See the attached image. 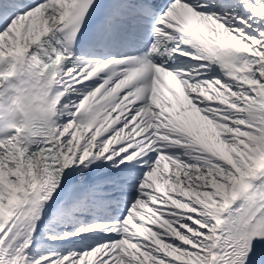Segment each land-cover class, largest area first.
I'll return each instance as SVG.
<instances>
[{
    "label": "snow or ice",
    "instance_id": "6c2138e0",
    "mask_svg": "<svg viewBox=\"0 0 264 264\" xmlns=\"http://www.w3.org/2000/svg\"><path fill=\"white\" fill-rule=\"evenodd\" d=\"M5 102L0 264H264V0H0Z\"/></svg>",
    "mask_w": 264,
    "mask_h": 264
},
{
    "label": "clouds",
    "instance_id": "9594fccd",
    "mask_svg": "<svg viewBox=\"0 0 264 264\" xmlns=\"http://www.w3.org/2000/svg\"><path fill=\"white\" fill-rule=\"evenodd\" d=\"M13 108H16L17 110L21 111V112H25L28 111L27 108V104L24 100H20V101H13L12 105ZM41 107L40 102L34 101V115H38L39 114V108ZM7 102H5L4 106H0V117H3L6 121V127L8 131H12L13 130V125L8 124L7 123Z\"/></svg>",
    "mask_w": 264,
    "mask_h": 264
}]
</instances>
